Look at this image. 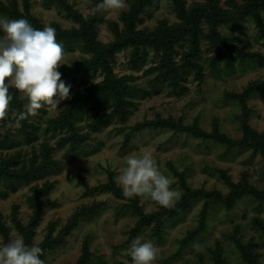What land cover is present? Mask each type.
I'll list each match as a JSON object with an SVG mask.
<instances>
[{
	"label": "rangeland",
	"instance_id": "rangeland-1",
	"mask_svg": "<svg viewBox=\"0 0 264 264\" xmlns=\"http://www.w3.org/2000/svg\"><path fill=\"white\" fill-rule=\"evenodd\" d=\"M126 2L91 16L97 0H0V16L55 28L71 65L59 68L71 99L27 126L11 90L0 161L50 165L29 183L0 180V245L21 236L45 264H131L140 237L155 264H264V0ZM141 151L182 190L174 208L123 196L118 170Z\"/></svg>",
	"mask_w": 264,
	"mask_h": 264
},
{
	"label": "clouds",
	"instance_id": "clouds-1",
	"mask_svg": "<svg viewBox=\"0 0 264 264\" xmlns=\"http://www.w3.org/2000/svg\"><path fill=\"white\" fill-rule=\"evenodd\" d=\"M128 7L126 0H102L87 11L95 16L99 12H124ZM56 36L51 26L38 29L27 19L0 16V121L8 119L12 89L26 100L23 110L16 114L17 124L38 116L42 109H57L61 101L71 99V85L65 84L59 71L67 64L66 52ZM116 182L125 198L140 197L167 209L174 208L183 195L181 189L172 187L175 178L160 170L149 151L125 157ZM42 255L40 246L27 245L21 236L0 245V264H45ZM127 255L131 264H155L158 249L153 242L137 237Z\"/></svg>",
	"mask_w": 264,
	"mask_h": 264
},
{
	"label": "trees",
	"instance_id": "trees-1",
	"mask_svg": "<svg viewBox=\"0 0 264 264\" xmlns=\"http://www.w3.org/2000/svg\"><path fill=\"white\" fill-rule=\"evenodd\" d=\"M178 3H179V0H177ZM97 2L99 3L100 1L97 0ZM180 4V3H179ZM179 6V5H178ZM221 13V12H220ZM189 25H195L194 22H192L191 20L189 21ZM195 27V26H194ZM194 31V29L192 28V32ZM86 39L88 38L85 37ZM88 40V39H87ZM97 46H100V44L96 43ZM114 83V84H113ZM113 83H109L108 85H99L96 89H95V93L97 91L98 94L101 93V91H105V92H109L110 90H112V92H115L117 87L119 86L118 85V82L117 81H113ZM118 85V86H117ZM110 89V90H108ZM12 102H18V101H13ZM20 103V102H18ZM24 123L26 124V126L28 125L27 121L28 119L26 120H23ZM159 125H162V126H171V127H174L176 129H183V130H191L189 129L188 127H182L181 125L177 124V123H174L173 121H160L158 123ZM30 126V125H29ZM31 127V126H30ZM263 146H264V142H263ZM34 164V163H33ZM49 161H46L44 162L40 167L36 168L35 165L32 166V169H29V170H26V167L24 166V168H20V169H11L12 164L8 163V162H4V161H0V180H3L4 182L6 183H10L12 186L15 184V183H29L32 181L33 178L39 176L41 173L43 172H46V171H42V170H46L47 168H49ZM17 168V167H16ZM112 189L113 191L118 194V195H121V192L116 189L115 186H112ZM188 193L191 194V191H188ZM43 193H38L36 194L34 197H32L31 201L33 203V206H34V211L36 213V216H35V219L33 221V223L31 225H29V227H27V230H34L35 227H36V223H37V220H39V216L41 215V205L38 203V200H39V197L40 195H42ZM237 199V197H233L232 199L230 200H225L226 203H228L230 206L234 204L235 200ZM223 200V199H221ZM183 205H178L177 206V209L176 210H180V209H183L184 207H182ZM27 230H25L24 232H27ZM200 230V229H199ZM197 231L195 233H193V237L195 235L198 234V232H201L200 231ZM193 237H189L187 239V241H190L192 240ZM249 258V257H248ZM251 260V259H250Z\"/></svg>",
	"mask_w": 264,
	"mask_h": 264
}]
</instances>
